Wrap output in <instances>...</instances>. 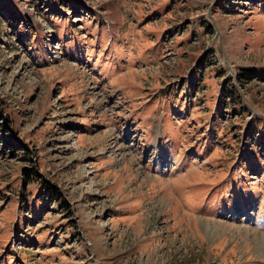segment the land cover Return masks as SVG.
Returning a JSON list of instances; mask_svg holds the SVG:
<instances>
[{"label":"rangeland","instance_id":"374dc122","mask_svg":"<svg viewBox=\"0 0 264 264\" xmlns=\"http://www.w3.org/2000/svg\"><path fill=\"white\" fill-rule=\"evenodd\" d=\"M0 264H264V0H0Z\"/></svg>","mask_w":264,"mask_h":264},{"label":"trees","instance_id":"16d2710c","mask_svg":"<svg viewBox=\"0 0 264 264\" xmlns=\"http://www.w3.org/2000/svg\"><path fill=\"white\" fill-rule=\"evenodd\" d=\"M227 91H225V93H226ZM228 93H230L229 91H228ZM50 190V189H49Z\"/></svg>","mask_w":264,"mask_h":264}]
</instances>
